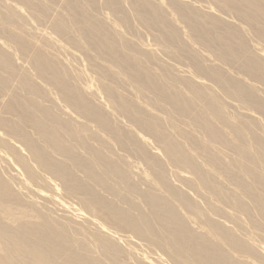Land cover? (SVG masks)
<instances>
[{"label": "bare ground", "instance_id": "obj_1", "mask_svg": "<svg viewBox=\"0 0 264 264\" xmlns=\"http://www.w3.org/2000/svg\"><path fill=\"white\" fill-rule=\"evenodd\" d=\"M0 264H264V0H0Z\"/></svg>", "mask_w": 264, "mask_h": 264}, {"label": "rangeland", "instance_id": "obj_2", "mask_svg": "<svg viewBox=\"0 0 264 264\" xmlns=\"http://www.w3.org/2000/svg\"><path fill=\"white\" fill-rule=\"evenodd\" d=\"M134 24H138V25H134ZM134 26H133V28H131V29H129V31L130 32H132V33H130L129 31H127L128 33H127V35H128V37L130 36V37H134V36H136V37H134L135 39H137V40H141V42L143 41V42H145V41H149V42H154V40H153V36H151V34L153 35V32H150V31H148L146 28H144L141 24L139 25V23L138 22H134ZM143 28H142V27ZM135 28V29H134ZM137 28V29H136ZM140 28H142L141 29V31H140ZM145 29V30H144ZM153 31V30H152ZM136 35H135V34ZM143 33L146 35L145 37L143 36ZM134 34V35H133ZM147 34H148V36L149 37H147ZM156 34V33H155ZM133 35V36H132ZM140 35V36H139ZM140 37V38H139ZM151 38V39H150ZM148 39H150V40H148ZM86 68V71L88 72V73H91L90 72V70L88 69V67L87 66H85ZM231 109V110H230ZM229 111H230V113L232 114V116H236V114H237V112H236V110L234 109V108H231V107H229ZM236 113H235V112ZM235 113V114H234ZM169 168H171V169H167V170H169V176H170V180L171 181H174V182H176L175 180H176V178H175V173H171V171H173L175 168L173 167H171V166H168ZM171 170V171H170ZM172 174V175H171ZM173 178H172V177ZM172 178V179H171ZM174 179V180H173Z\"/></svg>", "mask_w": 264, "mask_h": 264}]
</instances>
